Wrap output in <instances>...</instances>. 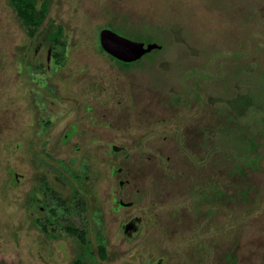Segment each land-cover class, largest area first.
<instances>
[{"label": "rangeland", "instance_id": "rangeland-1", "mask_svg": "<svg viewBox=\"0 0 264 264\" xmlns=\"http://www.w3.org/2000/svg\"><path fill=\"white\" fill-rule=\"evenodd\" d=\"M49 1L47 21L64 27L69 46L60 75L54 63L44 71L30 66L44 58L30 61L31 55L20 51L24 32L8 1L0 0V143L11 136L22 141L25 135L24 143H16V148L23 143L20 149L0 144V260L68 264L73 256L75 238H67L56 222L46 229L58 237L46 238L23 207L27 190L46 177L63 196L67 185L86 196L92 214L81 209L60 219L91 227L90 239H102L113 250L106 264H264V0ZM107 24L163 48L152 59L120 67L98 48L97 31ZM16 68L21 83L10 81L19 79ZM15 83L22 84L31 98L25 100L37 110L25 107L22 89L15 87L8 98ZM197 94L202 102L193 100ZM242 95L256 104L232 118L234 132L216 138L218 153L199 152L194 129L211 126L225 101ZM75 99L97 106L96 123L83 118V133L77 135L74 127L68 135L75 118L62 112ZM129 99L141 101L142 112L155 107L158 120L128 117ZM169 99L187 103L170 106ZM197 104L205 113L202 120L181 114L196 112ZM38 115L36 130L9 132L8 123L17 116L26 123ZM43 119L53 123L45 129ZM250 137L257 144L252 153ZM108 141L123 145L126 156L109 150ZM78 142L84 145L75 150ZM196 153H205L204 165L191 164ZM111 165L122 166L121 172L111 173ZM7 168L21 178L11 179ZM83 172L86 179L77 181L73 174ZM55 174L67 185L58 184ZM118 178L127 182L119 186ZM81 184L92 185L94 200ZM203 192L208 201L198 200ZM115 196L131 203L115 210ZM35 216L39 221L48 212ZM136 216L139 230L126 235L122 223Z\"/></svg>", "mask_w": 264, "mask_h": 264}, {"label": "flooded vegetation", "instance_id": "flooded-vegetation-1", "mask_svg": "<svg viewBox=\"0 0 264 264\" xmlns=\"http://www.w3.org/2000/svg\"><path fill=\"white\" fill-rule=\"evenodd\" d=\"M7 1H8L9 7L11 8V10L13 11V13L15 15V18L17 19L18 26L24 32V37L23 38L26 40V42H25L26 45L25 44L22 45L20 47L21 48L20 51H22V52L25 51L28 56L30 54L31 55V56H29L30 61L34 60L36 57H39L40 59H43L44 58V63H40L41 60H39V63L30 64V66L31 67H35L34 69H36L38 71H41V70L44 71V70L50 69L51 66H52V64L54 63V65L57 68H60V70L58 71V75H60V73L62 72V70H64L63 68L67 64V55L66 54H67V51H69V48H68L69 46H68V43L66 41L67 33H66L64 27L62 25H60V24H54L53 21H50V22L47 21V19H48L47 18V13H48V9H49V6H50V1L49 0H35V5H36L37 8L41 7L42 4H46V10H45L44 17L42 18L41 25L38 27L37 31L35 33H33L31 36H29L25 32L24 28L20 24L19 17L17 16V14L13 10V8L10 6L9 0H7ZM50 24H52V26ZM54 26H60L61 29H62V32L61 33H58V32H46V28L47 27L48 28L50 27V29H51V28H55ZM102 28H110V27L109 26H103V27L100 28V30ZM110 29H112V28H110ZM100 30L98 29V31H97L98 42H99V31ZM49 36H53V37L54 36H58V38L60 40L57 43H55L53 41L51 42V41L48 40V37ZM124 36H126V35H124ZM99 46H100V43H98V48H99ZM160 48H158V49H160ZM103 53H105L107 56L109 55L104 50H103ZM16 64H17V62H16ZM118 66H120V65H118ZM120 67H122V66H120ZM15 72H16L17 77H19V79L17 78V80L14 79V80H10V81H15V82L18 81V82H20L21 81V79H20L21 76H19V74L17 73V68L15 69ZM48 82L50 83V80ZM20 83H15V85L11 89H9V93L7 95L8 98H11L12 97V94L15 92L14 91L15 90L14 89L15 87L18 88V89H22V91L20 92V96H21L22 99H20V100H22V101H24L26 103V106L25 107L27 109H30V106H32L33 109H36V108H34L35 105H33V104L31 105L30 103H28L25 100V99H31V98L26 94V92L24 90V87ZM59 87H61V86H59ZM195 99H199L200 101L202 100V99H200V97H199L198 94H197V97L194 98L193 100H195ZM7 100L10 101V100H13V99H7ZM14 100H17V98L14 99ZM141 100H143V99H141ZM147 100L150 101V102L154 101V99H146V101ZM188 100L190 101L191 99H188ZM169 101H170V106L171 105L175 106V104H186L187 103V99H174V100L173 99H169ZM140 102L141 101H139L138 103H137V101H133L132 102L129 99V103L127 104V112H126V114H128L127 116L128 117H130V116L136 117L138 119L139 118L140 119L153 118L155 120H158V116H157L155 107L149 108V110H147L145 108L147 111L142 112V111H140L141 110V108H140L141 106L139 104ZM99 103L102 105L103 104V100L101 102L99 101ZM165 105H166V102H165ZM64 106H65V104H64ZM84 106L89 107L91 110L89 112H86L83 109ZM197 106L198 107L196 108L197 109L196 112L183 111V113H181V114H183L184 116L185 115H190L192 117H196L197 120H202L205 113H204V111L202 112V110H200L202 108L200 106V104H197ZM65 107H68V108L67 109L65 108L66 110L63 111L62 113H65V114L68 113V114L71 115V117L74 116V118H75V120L72 121V123L70 125L69 131H68V135L71 134V133H75V132H73L74 131V127L75 128L77 127V129H78V131L76 132L77 135H80V134L83 133V131H84L83 130V126L84 125H83V120H82L83 118L86 121H88V123H90V124L96 123L95 122L96 121L95 119H96L97 114L94 111V109L97 106H94L92 104H88V103H86V101H82V100H79V99H75L73 101V103L71 104V106H65ZM122 108H125V106L122 105ZM147 114L149 116H147ZM101 115L104 116L105 113L102 112ZM22 118H24V117L23 116H17L16 117V120H15L17 122H10V123H8L9 124L8 125L9 132H12L13 133V132H15V131H17L18 129L21 128L20 129V132L23 134V132H24V130L26 128H31L32 130H34L39 125V124H37L39 122V119H40L39 118V115L37 116V118L35 116L31 120H29V122H26V123L25 122L22 123L23 121H21V120H24ZM181 118H185V117H181ZM162 119H163V117H162ZM41 122H44L43 123V127H45V129H46V125L48 126V125H51L53 123V122L52 123H48V121H45L44 119ZM215 125H218V127L215 129V133H216V131H218V133H219V131H220V128H219L220 124L218 123V124H215ZM204 127L199 128V129L195 128L194 130H198L199 132L204 133ZM0 131L3 132L2 128L0 129ZM190 133L193 134V135L190 136V138H193L195 136L194 133H192V132H190ZM202 133H199V134L202 135ZM213 133H214V131H213ZM2 136L3 135H0V137H2ZM24 137H25V135H24ZM24 137L22 138V141L19 138L12 139V136H11V138H10L9 141L4 140V138H3V140L1 141L0 144L2 145V147L4 146L3 148H8V147L9 148H11V147L16 148V143L17 142H23L24 143V139H25ZM34 138L36 140V138H38V137H34ZM213 141L216 142L215 138H213ZM93 142H96L95 144H97V141H93ZM23 143L21 144V146L19 148H16V149L22 148ZM82 144H83L82 142L81 143L78 142V144L75 145V148L74 149L76 150L79 146L82 147ZM90 144L91 145H95V144L92 143V141L90 142ZM107 145L109 147V150H111L112 152H116L117 150H123L124 157L126 156L127 152L124 151L125 149H124L123 145H116V144H113V143H110V142L107 143ZM205 145H206V139L205 138L203 139V142H200V140L197 141V147L198 148H201V146H204V148L206 149V146ZM113 148H117V149H114L113 150ZM26 149L34 151L36 149V147L35 146H32V147L30 146V148L29 147H26ZM109 150H108V153H109ZM35 153H36V151H35ZM35 153H34V155H35ZM35 157L37 158L36 155H35ZM68 165H71V164H68ZM88 165H89V163H88ZM49 166H52V165H49ZM53 167H54V170H56L55 169V166H53ZM115 167L118 168V172H121V170H122L121 167L122 166L111 165V173H114V172H112V169L115 168ZM88 168L89 167L86 168V171L88 170ZM7 174H8V176H11V179H14L15 181H17L19 178H21V174L16 173V171L14 169H11V168H7ZM87 175H88V172H85V174L83 172L82 176L80 178H78V179H81L82 178L83 181H84L86 179ZM91 176H92V174H91ZM74 177L76 178V176H74ZM41 179H42V181H38V183H36V185H33L31 187V190L33 191V195L30 196L29 193H30L31 190H27V194L24 195V197L22 198L23 207L28 211L29 218L30 219H35V223L34 224L37 226V228H39L43 232V235L46 238L54 239V238H57L58 237V235H56L54 232L52 233V232H50V230L47 231V229H46L47 224L50 225L51 222H56L57 224H59L61 226V229L64 230V233H67L69 235L67 238H69V239H71V238L74 239L75 238L77 240V238L75 236H72L67 231H68V228H76L78 225L76 223H74V222L71 225L70 224H67L65 222L62 223V221H61L60 218H62V214H64V213L78 214L77 211H76L75 206L77 205V203H80L81 202V198H80L81 195H82V197H84V199L86 201V204L89 206V208H88L87 211L88 212L91 211V214H92L93 211L90 210V207H92L91 204L88 203V200H87L86 196H84V194L81 192V189L80 188H76L75 186H73L72 189H69L70 186L67 185L66 182L62 181L58 176H56V174H55V179L58 181V184L62 183V184H66L68 186V190H67L68 191V194L65 195V196L61 195V193L59 191L56 192V186L52 184V181L51 180H49L46 177H43ZM78 179H77V181H78ZM124 182H127V181L121 180L119 178L117 180V184L119 186H121ZM81 187H83L82 184H81ZM46 188H49V189L48 190H45ZM77 190L79 191V194L77 193ZM83 190H84V192H85L86 195L87 194L88 195L90 194V196L94 200V198H93L94 196H92V193H93L92 192L93 191L92 185L91 186H88V187H83ZM55 192L57 193V197L56 198L54 197L52 199V197H53L52 194H54ZM80 193H81V195H80ZM112 198H113L114 201L120 199V198H118L116 196L115 197H112ZM63 202L69 208V210L68 209L67 210L63 209ZM93 204H94V201H93ZM120 207H122V206L115 207V210H117ZM44 210L46 212H48V216L47 217H44L43 219H40L38 221L37 216H35V215L38 212L39 213H42ZM81 212H83V211H81ZM140 221H141V218L139 216L133 217V218L127 220V221H124L122 223V227L121 228H122L123 232L126 235H130V233H132V232L134 233V232H136V231L139 230V225H140L139 223H140ZM79 228L81 230L85 229V230L89 231V233H90V230L89 229L91 227L89 228V227H87V226L84 225V226L79 227ZM91 243H92V245L94 247V256L97 259V264H106L105 261H107L108 259H110L112 257L113 250L107 248L106 245H105L106 242L105 241H102V239L101 240H98V241L96 240L95 242H93V240H91ZM75 244H76V247H74V249H73L74 254H73V256L71 258H69L68 264H73V261L77 257V254L81 251V248L79 249L78 240H77V242ZM98 244H101V245H103L105 247L106 258H104V259H101L98 256V252H97ZM199 257L202 259V257H201L200 254H199L198 258ZM0 264H13V263H10V262L4 261V260H2V261L0 260ZM17 264H24V263H17ZM85 264H86V261H85Z\"/></svg>", "mask_w": 264, "mask_h": 264}, {"label": "trees", "instance_id": "trees-1", "mask_svg": "<svg viewBox=\"0 0 264 264\" xmlns=\"http://www.w3.org/2000/svg\"><path fill=\"white\" fill-rule=\"evenodd\" d=\"M9 4L10 6L13 8V10L15 11V13L17 14V16L19 17V21L21 26L24 28L25 32L31 36L33 33H35L38 29V27L41 25L42 22V18L44 17L45 14V10H46V4H42L41 7L37 8L35 5V0H9ZM52 26V24H50ZM106 26H111V25H106ZM55 28H51L50 27L46 28V32H58L61 33L62 29L60 26H54ZM115 27V26H114ZM117 28L119 31H121L123 33V35L129 36V37H138L141 36L137 33H133L132 31H127L124 27H115ZM54 38V39H53ZM138 40V38H136ZM49 41H53L55 43L59 42V38L58 36H49L48 37ZM161 48H163V46H161ZM160 48V49H161ZM99 49L103 52L102 48L99 46ZM160 49H153L148 53H145L142 57H140V59H137L135 61L132 62H123L120 60L115 59L114 57L109 56V58L114 61L116 64L124 67V68H128L130 66H133L135 64L140 63L141 61H145L147 59H152L155 55V53H158L160 51ZM250 97L248 95H242L240 97H236L235 99H231L228 100L227 102L225 101V103L223 104L222 108L220 109V111H218L215 114V116L213 117V123H209L211 124V126L207 125L204 127V133L199 132L198 130H196L197 132V136L200 138H205L206 139V149L204 148V146H201L200 151L199 152H210V153H214L217 152V149L215 148L217 146V144H215V142L213 141V138H218L223 134H229L231 133L230 131L233 130V122L231 121L232 118L239 116L241 114L244 113V111L246 110V108H248L250 105H255L256 103H249ZM174 100V99H173ZM261 111L264 112V105L263 107H261ZM217 114H224L226 115V118L228 120H226L225 117L220 118ZM260 121H262L264 123V115L261 117ZM220 124L219 128L220 131L218 133V131H216L215 133V129L218 127V125L215 124ZM199 127L197 126V129ZM214 131V133H213ZM199 133H202V135H200ZM218 133V134H217ZM213 136V138H211ZM197 137V140L198 139ZM200 142H203L200 141ZM256 140L252 137H250L249 141H248V152L252 153L256 150ZM200 147V146H199ZM204 149V150H203ZM256 153V152H255ZM207 157H205V153L204 154H197L196 155H192L190 156V162L193 165H199L202 166L204 165V163L207 161L206 159ZM146 159V158H145ZM148 160V159H146ZM253 161V165L256 164V160L252 159ZM233 167V165H232ZM165 168V167H163ZM118 168H113L112 172H117ZM236 170H234L235 172ZM237 172V171H236ZM83 173H74L73 175L76 176V178H80L82 176ZM49 188H46L45 190H48ZM77 193L79 194V191L77 190ZM81 195V193H80ZM81 198V202L77 203V205L75 206L77 213H79V211L82 209V211H87L89 206L86 204V201L84 199V197H82V195L80 196ZM199 201H203L206 200L208 201L209 198H207V193H201L200 196L198 197ZM205 202V201H204ZM115 203L117 204V206H127L128 204L131 203V201L129 202H125L123 201L121 198L118 200H115ZM63 209L65 210H69V208L65 205V203L63 202ZM79 215V214H78ZM69 234H71L72 236H75L78 240L79 243V249L81 248V251L77 254V257L75 258V260L73 261V264H85V260L87 257L92 256L95 260V256H94V247L91 243V239L89 236V231L83 229L81 230L78 226L76 228H68L67 231ZM97 252H98V256L101 259L106 258V251H105V247L101 244H98L97 247ZM225 256L229 257V254H225ZM97 261V260H96Z\"/></svg>", "mask_w": 264, "mask_h": 264}, {"label": "water", "instance_id": "water-1", "mask_svg": "<svg viewBox=\"0 0 264 264\" xmlns=\"http://www.w3.org/2000/svg\"><path fill=\"white\" fill-rule=\"evenodd\" d=\"M99 43L102 49L110 56L123 62H132L145 53L161 47L156 42H143L121 35L110 28L99 31Z\"/></svg>", "mask_w": 264, "mask_h": 264}]
</instances>
